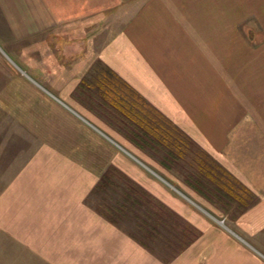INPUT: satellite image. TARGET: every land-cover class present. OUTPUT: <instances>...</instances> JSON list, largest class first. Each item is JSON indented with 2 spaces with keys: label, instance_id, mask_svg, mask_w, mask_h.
Masks as SVG:
<instances>
[{
  "label": "crops",
  "instance_id": "obj_1",
  "mask_svg": "<svg viewBox=\"0 0 264 264\" xmlns=\"http://www.w3.org/2000/svg\"><path fill=\"white\" fill-rule=\"evenodd\" d=\"M246 9L264 11V0H0L18 50L30 40L55 49L24 73L58 104L32 129L31 151L42 155L9 165L18 171L0 192V264H264V128L219 90L231 79L230 41L249 38L232 30ZM120 84L191 140L198 158L179 162L194 169L191 182L95 112ZM110 169L176 216L159 224L169 255L98 212L115 184Z\"/></svg>",
  "mask_w": 264,
  "mask_h": 264
},
{
  "label": "rangeland",
  "instance_id": "obj_2",
  "mask_svg": "<svg viewBox=\"0 0 264 264\" xmlns=\"http://www.w3.org/2000/svg\"><path fill=\"white\" fill-rule=\"evenodd\" d=\"M245 4L246 6H251L249 3ZM206 12V18H208L209 11L204 10V15ZM246 12L248 13L237 17V22L233 24L232 30L244 33L249 38L240 41H230L231 79L229 82H226L224 88L219 90L223 93L222 96L239 97L243 103V106L241 105L242 110L248 109V112L256 111V115L259 117L257 124L264 128V11L246 9ZM241 18H243L242 21ZM200 29L202 30V27ZM219 41L217 40L216 43ZM63 42H67L70 45L76 42L79 44L77 39H73L72 41L65 39ZM227 42L226 40L224 43L228 44ZM32 43V40L26 41L24 44L27 47L22 51L18 50L21 47L14 40L12 32L0 14V192L1 190L2 192L4 191L5 180L10 182L14 179L18 171L15 167H9L11 161H14L13 159L20 158L22 159L20 162H24L32 154H39L31 151V145L33 144L31 137L32 129L38 133L42 127L47 126L46 115L48 114L49 116L50 113L52 114V105H58L56 101L52 100L49 94L27 77L26 72L22 73L27 69V66L42 67L44 64L43 61L45 59L47 60L48 56L53 57L51 55L55 52V49H48L46 47L39 50L34 49L32 48ZM217 48H219L218 45ZM87 63L96 64L95 55L88 58ZM67 75H69V79H74L71 73ZM51 78H47L46 82ZM57 84L55 88L60 94L63 95L65 93L64 91H68L63 86L62 80L60 82L58 81ZM92 91L95 92L96 88H92ZM77 96L80 97L79 95ZM223 102L219 103L218 108L220 106L224 108L226 102ZM73 104L77 105L74 102ZM217 117H221L219 112H217ZM39 137L46 139L42 136ZM39 155L42 154L40 153ZM6 164L8 165L7 168ZM106 173L110 177L111 174ZM112 176L111 180L116 185L113 188L110 185H106L104 187V193L101 196L104 197L105 203L119 210L121 209L123 212L120 215L124 220L119 222L118 226L122 230L129 232L134 228L137 229L136 223L140 227L142 225L146 231L140 230L142 235L150 236L152 235L150 231L155 233L153 235L155 240L151 242L155 244L154 247L156 249L154 250L161 252L163 255H169L170 251L167 250V245L172 239L166 241L165 236L169 238L170 232H161L159 228L158 231L156 230L157 233L153 230L149 231V226L153 227L155 225L153 223L152 213L147 211L148 206L140 203L146 207L142 206L143 208L136 209L128 208V201L122 199V190L125 189L122 186V178L120 179L117 173ZM99 199L98 196L93 197V203L98 204ZM137 209L144 213V216L139 214V218L136 217L135 214L139 211ZM210 221L214 223V221ZM182 222L184 223L185 221ZM219 222L222 224L221 220ZM226 222L230 223L228 220ZM160 240L165 241L166 244H161ZM161 245L164 247H161Z\"/></svg>",
  "mask_w": 264,
  "mask_h": 264
},
{
  "label": "trees",
  "instance_id": "obj_3",
  "mask_svg": "<svg viewBox=\"0 0 264 264\" xmlns=\"http://www.w3.org/2000/svg\"><path fill=\"white\" fill-rule=\"evenodd\" d=\"M109 75H111L110 72L104 76L106 79H111L108 77ZM120 85L121 87L118 89H113V87L110 86L106 90L110 96L109 100L112 107H106L104 104L105 108L95 111L97 114L103 116L107 122L112 124L114 128L133 145L139 148L143 153L148 154L158 164L163 165L168 170L176 169V167L179 166V162L183 161V165H186L187 162L190 164L196 157L198 158L196 154L193 155V149L191 147L193 143L188 137H186L173 123L167 120L159 111L138 97V95L131 92L130 97H128L130 93L129 89L122 87V84ZM89 96H95V94L91 93ZM178 169L182 170V172L186 170L190 182L194 179V173L192 174L194 171L193 168L179 166ZM110 170L111 177H113V174L117 173L120 179L122 178V186L125 188L122 190V199L128 201V208L136 209L148 206L147 211L152 213V219L155 225L153 227L149 226V231L153 230L157 233L160 222L166 218V220L169 221L175 220V215H169L168 213L167 216L165 213H161L162 209L159 201L145 193L137 185L130 183L123 173L115 169ZM189 170H191V174ZM106 177L107 176H105L104 179L105 181L107 180ZM120 179L118 177L119 181ZM101 187L102 184L98 186V189ZM131 187L133 188L131 189ZM122 208L124 207L122 206ZM97 210L109 222L114 224H118L124 220L120 215L123 214L121 209L119 210L108 203L103 202V204H99ZM138 210L139 209H137V211ZM139 214L143 215L144 213L139 210L135 216L139 218ZM136 227L137 229H134L131 233L133 238L143 242L142 244H148L147 242L155 240L153 236L155 233L150 231L152 235L144 236L140 231L144 230L142 225L140 227L139 224L136 223Z\"/></svg>",
  "mask_w": 264,
  "mask_h": 264
},
{
  "label": "water",
  "instance_id": "obj_4",
  "mask_svg": "<svg viewBox=\"0 0 264 264\" xmlns=\"http://www.w3.org/2000/svg\"><path fill=\"white\" fill-rule=\"evenodd\" d=\"M22 72V71H21ZM22 73H24V72H22ZM220 223V222H219Z\"/></svg>",
  "mask_w": 264,
  "mask_h": 264
}]
</instances>
